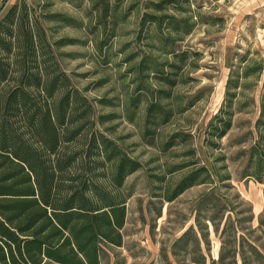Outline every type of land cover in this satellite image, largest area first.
I'll use <instances>...</instances> for the list:
<instances>
[{"label":"rangeland","instance_id":"rangeland-1","mask_svg":"<svg viewBox=\"0 0 264 264\" xmlns=\"http://www.w3.org/2000/svg\"><path fill=\"white\" fill-rule=\"evenodd\" d=\"M12 5L27 16L6 24L13 39L0 33L10 44L1 54L10 79L24 62L29 30L28 64L41 80H55V93L39 105L67 94L89 107L72 152L85 154L102 134L139 163L120 190L122 244L103 245L100 264H264V169L257 167L264 140L256 129L264 116V0H0V21ZM158 31L172 50L159 44ZM181 51L185 62L171 70ZM152 62L169 84L143 71ZM246 66L228 101L229 74ZM157 99L166 120L148 125L147 105ZM221 107L232 126L211 146L205 132ZM190 173L195 184L173 197Z\"/></svg>","mask_w":264,"mask_h":264},{"label":"trees","instance_id":"trees-1","mask_svg":"<svg viewBox=\"0 0 264 264\" xmlns=\"http://www.w3.org/2000/svg\"><path fill=\"white\" fill-rule=\"evenodd\" d=\"M151 5L157 11L163 8ZM26 16L12 5L0 21V33L13 39L10 25L14 19ZM34 22L38 25L36 19ZM175 23L173 27L168 24V35L179 27ZM160 33L156 34L159 44L172 50L169 38ZM31 37L32 33L26 31L27 53L11 79V64L8 58L4 61L1 57L10 52V44L0 38V264H99L102 244H122L120 230L125 223L126 199L120 190L126 177L140 166L102 134L91 138L85 154L72 152L68 144L84 129L79 122L91 116L89 107L75 106L78 100L73 97L70 103L67 94L56 104L49 105L44 100L39 105L41 95L52 97L55 93V80H41L28 64L33 54ZM185 57L184 51L173 53L169 68L180 69ZM248 67L240 74L233 70L229 74L225 86L228 101L234 95L230 91L238 89V82L249 75ZM257 69L261 72L262 66ZM143 71L170 83L159 76L161 68L156 62ZM261 105L264 106V92ZM166 117L158 99L147 105L144 120L148 125L165 122ZM263 117L262 114L256 126L262 140ZM231 119V113L224 112L223 107L218 110L205 132L209 145L228 133ZM255 148H251L250 158ZM257 167L264 169L261 160H257ZM195 179L191 173L184 177L173 197L194 185Z\"/></svg>","mask_w":264,"mask_h":264},{"label":"crops","instance_id":"crops-1","mask_svg":"<svg viewBox=\"0 0 264 264\" xmlns=\"http://www.w3.org/2000/svg\"><path fill=\"white\" fill-rule=\"evenodd\" d=\"M103 245H108V244H102V245H101V248H102ZM109 246H112V245H109ZM113 247H114V246H113ZM100 250H101V249H100ZM99 264H100V253H99Z\"/></svg>","mask_w":264,"mask_h":264}]
</instances>
